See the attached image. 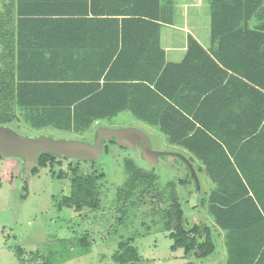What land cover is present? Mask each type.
Masks as SVG:
<instances>
[{
  "label": "trees",
  "instance_id": "trees-1",
  "mask_svg": "<svg viewBox=\"0 0 264 264\" xmlns=\"http://www.w3.org/2000/svg\"><path fill=\"white\" fill-rule=\"evenodd\" d=\"M35 1L5 3L0 125L13 120L17 109L30 108L34 127L52 125L83 133L129 111L184 150L211 185L199 199L213 228L205 223L187 228L174 194L164 206L158 205L171 249L207 258L216 251L219 231L224 264H264V0H207L209 45L204 47L188 34L178 62L165 60L160 42L161 25L173 16V0H45V6ZM19 13L41 18H21ZM26 26L94 33L51 36L59 44H70L69 49L55 45L49 58L28 61L39 65H25L27 52L21 50L19 31ZM55 158L43 153L37 165L44 167ZM124 166V199L140 191L142 203L157 175L131 158ZM98 177L72 169L70 192L59 206L97 209ZM161 195L156 193L159 204ZM138 258L130 240L120 241L112 254L122 264Z\"/></svg>",
  "mask_w": 264,
  "mask_h": 264
},
{
  "label": "rangeland",
  "instance_id": "rangeland-1",
  "mask_svg": "<svg viewBox=\"0 0 264 264\" xmlns=\"http://www.w3.org/2000/svg\"><path fill=\"white\" fill-rule=\"evenodd\" d=\"M7 0H0V60L4 52L1 35L6 28ZM189 2L188 6H183ZM172 23L182 26L193 22L202 42L209 43V15L207 0H173ZM166 30H171L173 40L184 41V33L173 27H163L162 43ZM2 64V60L0 61ZM30 108H19L16 117L3 124L19 137L49 136L55 139H72L92 142L100 126L137 128L145 132L154 150L183 152L177 145L169 144L157 128L135 119L124 111L112 120H101L90 130L76 133L54 126H32ZM28 125V126H27ZM101 155L94 160L55 158L44 167L35 165L36 171L23 169L22 161L12 156L0 157V264H122L112 259L120 241L130 240L137 248L139 258L127 264H224L226 251L221 244L222 233L217 231L216 251L207 258L185 256L182 248L171 249L172 240L162 228L161 213L170 195L179 198L184 209L187 228L205 223L214 227L213 219L200 205V197L210 188L209 181L198 173L196 189L185 165L178 159L171 161L160 157L157 164L146 162L139 150L106 142ZM184 153V152H183ZM188 156L187 153H184ZM131 158L138 166L157 175V179L140 203V191L124 199L121 185L128 178L124 160ZM194 166V164H193ZM70 167V168H69ZM80 173L97 174L99 195L97 209L76 211L59 206L60 200L70 192L72 169ZM185 180V183H181ZM171 182L172 184H168ZM161 192L160 204L156 193ZM196 194V198L192 194ZM83 239V240H82Z\"/></svg>",
  "mask_w": 264,
  "mask_h": 264
},
{
  "label": "water",
  "instance_id": "water-1",
  "mask_svg": "<svg viewBox=\"0 0 264 264\" xmlns=\"http://www.w3.org/2000/svg\"><path fill=\"white\" fill-rule=\"evenodd\" d=\"M106 140L113 141L122 147L139 150L141 157L155 165L160 157L171 161L183 162L195 187L198 189L199 179L193 163L181 152L154 150L148 135L137 128L112 129L100 126L94 133L92 142L72 139H55L49 136L19 137L12 129L0 125V155L12 156L22 161L23 169L30 170L36 165L41 154H51L57 158H69L81 161L98 158Z\"/></svg>",
  "mask_w": 264,
  "mask_h": 264
},
{
  "label": "crops",
  "instance_id": "crops-1",
  "mask_svg": "<svg viewBox=\"0 0 264 264\" xmlns=\"http://www.w3.org/2000/svg\"><path fill=\"white\" fill-rule=\"evenodd\" d=\"M16 1V0H15ZM85 2V0H82ZM196 2H200L202 0H195ZM41 3L43 6H45L47 3L45 0H37L35 1V5H41L38 4ZM83 5V4H82ZM81 5V8H82ZM189 2H184L183 6H188ZM21 15V18H26V19H36V18H41L39 15ZM18 18V14L16 11L13 12L12 20L13 24L16 23V20ZM197 25L193 22H188L187 24H183L182 26H176L172 23V18H170V23H163L161 25L160 29V42L161 46L164 49V55H165V60L168 62H178L181 61L184 57L185 51H186V39L187 35L191 34L194 36L204 47H208L209 43L202 42L200 37L197 35ZM163 27H173L174 29L180 30L184 33V41L176 43L175 40H173V33L171 30H166V39H165V44L162 43V29ZM13 34L15 35V41H16V34H17V28L16 26H13ZM19 33L22 36V41L21 45L23 48L21 50H26L27 55L24 56V60L27 62H23L25 65H33V64H38V63H29L28 61H40V60H45L49 58L48 52L50 50H55L57 46L55 45H60L61 49H69L70 44L64 42L62 44H59L57 39L52 38L51 36L54 35H72L75 36L77 33L79 35H89L90 33L94 32H89V31H70V32H57V31H49L48 29H31L30 27H23L20 28ZM75 38V37H74ZM84 40V39H82ZM62 46V47H61ZM24 54V52H23ZM39 65V64H38ZM222 244V241H221Z\"/></svg>",
  "mask_w": 264,
  "mask_h": 264
}]
</instances>
